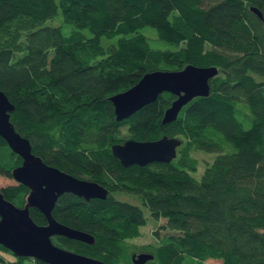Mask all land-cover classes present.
Wrapping results in <instances>:
<instances>
[{
    "label": "trees",
    "instance_id": "obj_1",
    "mask_svg": "<svg viewBox=\"0 0 264 264\" xmlns=\"http://www.w3.org/2000/svg\"><path fill=\"white\" fill-rule=\"evenodd\" d=\"M251 5L264 16V0H0V90L15 130L47 165L108 191L90 201L59 196L52 216L94 243L53 236L54 245L107 264H134L143 252L153 256L145 264H264V28ZM188 63L218 71L174 121L162 123L173 92L116 120L111 96ZM162 136L182 140L168 163L125 167L111 153L113 144ZM195 149L216 152L199 178ZM21 163L0 137V176ZM0 189L24 206L26 186ZM116 191L139 197L175 233L155 231L157 245L135 248L129 241L146 217ZM3 251L0 264H45L7 261Z\"/></svg>",
    "mask_w": 264,
    "mask_h": 264
},
{
    "label": "water",
    "instance_id": "obj_2",
    "mask_svg": "<svg viewBox=\"0 0 264 264\" xmlns=\"http://www.w3.org/2000/svg\"><path fill=\"white\" fill-rule=\"evenodd\" d=\"M259 18L264 16L259 7L250 6ZM218 71L217 65L188 63L180 69L156 70L144 74L129 89L110 97L117 121L129 118L143 106L152 103L162 92L176 95L164 111L162 123L174 121L182 105L196 95L210 91L209 80ZM13 104L0 90V137L13 153L22 159L20 166L12 169V178L28 188L23 207H17L4 198L0 189V245L15 256L28 257L45 264H107L99 259L62 249L52 243L53 236H63L86 244H93L94 238L80 230L59 223L52 216V210L59 196L72 193L86 201L105 199L108 191L101 184L77 178L54 166L47 165L32 153L30 142L21 136L10 120ZM182 140L176 136H162L152 141L126 140L111 145L112 155L127 167L145 166L153 162L172 161L177 155V146ZM38 209L46 218L45 225L36 224L29 209ZM149 253L132 256L134 264H145L152 260Z\"/></svg>",
    "mask_w": 264,
    "mask_h": 264
},
{
    "label": "rangeland",
    "instance_id": "obj_3",
    "mask_svg": "<svg viewBox=\"0 0 264 264\" xmlns=\"http://www.w3.org/2000/svg\"><path fill=\"white\" fill-rule=\"evenodd\" d=\"M151 32L155 35V33L150 30L149 33L151 35H153ZM193 154L197 156L199 163H198L196 171H192V173L199 178V177H201L202 173L204 172V169H205L206 165L208 164V161H210V162L212 161L216 152L215 151H207V150L205 151L202 149H195V151H193ZM14 183H16V181L12 177L6 178L3 176H0V188L3 186H6V185L14 184ZM113 196L118 200L125 201V202L131 203L133 205L140 207L142 209L145 217H146V224L140 228L141 235L139 237L134 238V239L129 241V243H131L135 248L141 247V246H148V245H152V246L157 245L158 244V236L154 235L155 231H158V235L160 237L163 235H169V234L175 233L174 231H171L169 229L159 228L160 226H162L165 223V220L163 218H161L159 220L154 219L151 216L148 209L142 204L139 197H137L133 194H129L126 192H120V191L114 192ZM1 254H3L5 260H7V261L15 260V258L18 257V256H15L12 252L8 253V252L3 251V252H1ZM207 262H210V263L213 262L215 264L220 263L216 259H210V260H207ZM6 264H8V263H6ZM24 264H32V261L25 260Z\"/></svg>",
    "mask_w": 264,
    "mask_h": 264
}]
</instances>
